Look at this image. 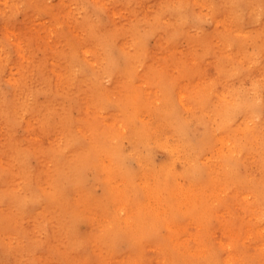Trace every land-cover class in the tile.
Returning <instances> with one entry per match:
<instances>
[{
    "label": "bare ground",
    "instance_id": "bare-ground-1",
    "mask_svg": "<svg viewBox=\"0 0 264 264\" xmlns=\"http://www.w3.org/2000/svg\"><path fill=\"white\" fill-rule=\"evenodd\" d=\"M92 2L62 0L49 6L46 0H3L0 5V13L18 11L27 19L21 26L9 14L3 18L7 27L16 30L19 48L23 46L22 30L36 28L34 33L39 34L28 45L29 52L21 54L16 74H6L0 50V264H54L53 257L61 264H241L248 259V245L263 254L256 252L263 257L257 264H262L264 0ZM4 5L7 7H1ZM42 9L53 14L62 10L70 37L57 31L54 21L42 19L36 24ZM209 18L216 24L205 32L199 22ZM178 36L190 42L188 69L195 71L200 82L212 70L210 78L217 88L214 98L221 100L219 106L212 102V114L203 107L195 113L192 106L201 95L182 91L186 84L180 83V103L186 113H195L190 118L169 97L164 100L167 114L163 115L173 122L180 139L179 146H160L168 147L172 155L189 157L187 172L196 183L192 181L189 187L180 185L173 170L177 157L160 168L132 172L129 166V170L125 168L123 147L125 138L140 139L135 145L151 138L153 124L146 113L152 110L153 97L162 95L149 84L157 73L162 75L156 69L171 74L175 64L186 59L179 55L186 52L173 46ZM150 37L162 50L148 48ZM42 48L45 56L38 57L37 50ZM176 53L179 57L173 59ZM131 78L137 80L135 88L142 89V95L132 91ZM120 110L128 120L131 114L132 119L144 115L129 136L122 130ZM190 122L207 129L200 140H190L193 137L189 138L186 129ZM18 128L25 130L24 137H19ZM212 140L221 144L219 160L202 158ZM156 142L162 144L161 133ZM147 158L142 161L148 162ZM212 158L224 167L223 174L212 175L213 169L206 164ZM31 159L36 160V167ZM255 165H260V176L251 172ZM113 166L129 182L131 193L124 196L130 199L134 195L136 206L141 205L143 186L139 183L134 191L133 186L150 171L152 181L144 185L148 195L143 196L149 200L145 209L150 216L142 220V210L135 211L125 202L128 200L121 199L119 215L112 217L116 223L100 232L94 214L97 210L112 216L103 208L116 187L110 176L100 175L107 199L93 197L84 185V176L92 169L109 172ZM68 190H72V199ZM226 191L228 197L220 198ZM239 206L247 213L242 224L227 216L229 208ZM212 216L217 218L213 226ZM81 221L88 224L84 237L78 234ZM188 230L190 241L180 233ZM254 235L255 239L260 236L261 245L249 242ZM121 241L129 243L124 254H120Z\"/></svg>",
    "mask_w": 264,
    "mask_h": 264
},
{
    "label": "rangeland",
    "instance_id": "rangeland-1",
    "mask_svg": "<svg viewBox=\"0 0 264 264\" xmlns=\"http://www.w3.org/2000/svg\"><path fill=\"white\" fill-rule=\"evenodd\" d=\"M60 1H62V0H46V2L49 3V6H56L57 4L60 3ZM87 1H91V2L93 1L94 4L96 5L98 3V1H101V0H87ZM10 2H8V3H10ZM210 2L212 3V0H210ZM215 2H217V1H215ZM1 3H3V0H0V5H1ZM10 4H9V6H10ZM1 7H7V5L1 6ZM204 12H207V8L204 9ZM40 13L41 14L39 15V17H36V21H35L36 24L41 23L43 21L42 19L46 20L45 21L46 23H50L51 21H54L57 31L59 30V32H61L65 37H70L71 33L69 32V29H67L66 23L64 22L65 18L63 17L64 13L62 12V10L58 11V13L53 14V13H49V12L45 13V10L42 9L40 11ZM6 14L11 15L14 19V22L18 23L17 25H21V26L24 25V23L27 21V19L23 13H20L18 11L17 12L15 11L13 14H10V10H8L5 14L0 13V50L2 49L1 54H4V55H2L3 59H4L3 61L5 63V69L4 70H6V74L8 75V74H10V71H12L13 74H16L17 69H18V61H19V58L21 57V54H24V53L27 54L29 52L28 45L30 46L31 44H33L35 42L34 37L38 36L39 34L34 33V31L36 29V28H34L35 26H32V28H34V29H28V28L24 29L23 27H21L24 29V30H22L23 31V40H22L23 46L21 48H19V46H18L19 36H18V34H16V30H14L13 27H10V28L7 27L3 23V18L6 17ZM104 21H107L106 13L104 15ZM199 24H200L201 30L203 29V31L209 32L210 30H212L211 27H213L214 24H216V23L212 19L209 18L208 20H202L201 22H199ZM6 28H8V29H6ZM163 28H164V26H163ZM39 33H41L40 35L44 34L43 32H39ZM177 34H178L177 31L174 33L172 32V37L174 35H177ZM42 42H46V41L43 39ZM49 43H50V40H49ZM147 45H148V48L151 50H158V49L162 50V49H160L159 46H157L156 41L153 37H150L147 39ZM173 46L178 47L179 50L185 51L186 53H182L179 55L180 56L184 55V58H186V59L181 61L180 64H175V66H174L175 70L171 74L168 73L167 70L161 71V69H156L157 72H159L162 75H159L157 73V75H155L157 79L153 78V80L151 81V83L149 85L151 87L150 88L151 90L156 89V91H160L162 98L161 97H157V98L153 97V101L150 102V107L152 110L151 111L146 110L147 112H149V113H146L147 117L149 118L148 120L153 124L149 130L151 133L149 137H151V138L149 140H147L146 142L142 143L141 145H135L140 140V139H136V137L133 138L132 141L127 139V138L124 139L123 147H124V152L126 153L125 168L128 169V166H129V169L131 168L130 170L128 169L129 171L139 173L143 168L147 169L149 166H150V168H160L161 166H163L164 164L169 162L170 158L177 157V159L174 158L175 161H174L173 170L176 173V175L178 176V182L180 183V185H182L184 187H186V186L189 187V185H191L192 181H193V184L196 185L193 178H191V176L187 172L188 168H189V166H188L189 157H185L181 153H179L178 155H172L170 153V151L167 150L168 147L164 148V147L160 146V145H162V146H169V145L179 146V145H177V143H178V140L180 139V135L173 131V127H174L172 125L173 122H169L167 116L163 115V114H167L163 110V107L166 104L165 101L169 97L172 100L171 101L172 104L173 105L176 104L175 106H177L178 110L179 111L181 110L182 113L184 114V116L190 118V117H193V115L195 113L201 112L203 110V108H206L205 111L206 112L208 111V113L212 114V112H213L212 102L214 103V101H215V104L217 106H219L221 104V100L218 98H216V99L214 98V94H216L217 88L212 83L213 81L210 78L212 70L207 71L206 73H208L209 75H207L206 80H203L200 82L199 78L194 74L195 71L188 69L189 68L188 67L189 66L188 59L191 56V54H189V51H188V50H190L189 40L185 37H179L178 36V38L174 42ZM37 55H38V57L45 56L43 48L40 50H37ZM173 55H174V56H172L173 59H176L177 57H179V56L176 57L177 53L173 54ZM1 61H2V59H0V63H1ZM158 61H162V60L159 58ZM166 61L167 60H165L164 63H166ZM146 62H147V59H146L145 63ZM47 64L48 65L50 64V60L47 61ZM158 70H160V71H158ZM174 73L177 75V77H174L172 75ZM163 74H165V75H163ZM173 77H174V79H173ZM163 79H165L168 83H166L165 80H163ZM157 80L160 81L161 85L163 84V86H161L163 90H161V88L159 86V82ZM152 82H154L155 84L154 83L152 84ZM128 83L130 84V87H131L132 91L134 92V94L142 95L143 90L142 89L136 90V88H135V86L137 85V80H135V78H131L128 81ZM180 83L186 84V87L182 88V91L189 93V94H192V95L197 96V97H199L201 95L199 97L200 100H198V103H193L192 107H193V111H195L194 114L193 113H186L182 104L180 103V96H179V94H180L179 84ZM166 84H171V85L169 87V85L167 86ZM5 86L6 85L3 84L2 87H5ZM125 89L127 90L126 87H125ZM204 95H205V97H204ZM202 102L205 104H203ZM159 103H160V105L157 106ZM191 103H192V101H191ZM143 104H144V106H146L145 102H143ZM157 108H159V109H157ZM111 109H114V107H112ZM131 111L134 112L133 105H132ZM119 113H122L121 114L122 116L124 115V112L122 110H120ZM74 114L75 115L78 114L77 110H75ZM81 114H82V111H81V109H79V115L81 116ZM104 114H105V110H104ZM107 115H108V113H107ZM131 115H133V114H131ZM130 116H129L130 120H128L127 115H125V117L123 116L124 118H123V129L122 130L125 131L126 136H129V134H131V132L134 129L138 128V125H140V123L142 122V119L144 117V115L143 116H136L135 118L133 117V119H132ZM126 118L128 121H126ZM133 120H134V122H133ZM186 129H187L189 138H190V135L193 137L192 139H190L191 141H193L195 139L200 140L203 137V132L207 131V129H205L204 125L198 124L195 122H190V125H188V127ZM16 132L18 133L19 137H24L26 134V132L23 128H18ZM160 133L162 136V144H159L156 142V138L159 136ZM201 135H202V137H200ZM167 139H168V141H167ZM211 146L208 147L209 150L205 151L202 154V158H205V157L208 158V157L213 156L214 158L216 157L215 159H218L217 156H219V155L217 153L219 152V148L221 147V144L216 140H214V141L212 140ZM146 156L148 157L147 160L149 163L147 161H142V160H146ZM30 162L32 163V165L34 167H36V164H37L36 160L31 159ZM206 164L211 170L213 169L212 175L215 174V176H217L219 174L224 173V170L222 169L224 167L220 164L219 161L214 162L213 158H212L211 161L206 163ZM204 166L205 165H202L203 169L205 168ZM259 167H260V165H255L254 167L251 168V172H254L257 174V176H260L261 172L259 171ZM165 168H167V167H165ZM114 170H115L114 166H113L112 170H109V172L107 170H105L107 172H102V171H98L96 169H92L88 174H86L84 176V178H85L84 179L85 180L84 185L86 186L88 191H91V195L93 197L97 196L99 198L101 197V199H107V197H106L107 192L104 191V185L101 181L98 180L100 175L103 178L107 176V179L110 176L112 179V182L115 184V187H116L115 189L116 190L118 189V191L114 190V194L110 200V203L108 205L106 203H104L105 206H107V207H104V204H103V207H104L103 209L106 210V208H107V210L112 213V216H105L104 214L103 215L99 214V211H97V210H96V213L94 214L95 219L93 220V222L95 223V226L97 228L96 230H98L100 232H103L104 230L108 229L109 227H112L116 223L113 221L112 217L115 215H119L118 214V207L122 206V204L120 203L121 199L122 200H124V199L128 200L125 202H127L135 211H137L138 209H141L142 210V220L143 219L145 220L147 217L150 216V213L145 209L149 200H148V198L143 199V196L148 195L145 188H144V185H146V184L148 185L152 181L150 179V178H152L150 171H147L148 174L143 179H141L139 177V180H138V178H137V183L135 186H133V191L136 190L137 188H139V183L143 186L142 187V199L140 200L141 205L136 206L135 202L137 201V199H135L134 195H133V197H130V199H127L124 196V194L126 192H128L129 194L131 193L127 187V185H129V182L122 175L116 174L114 172ZM239 170L241 171L242 167L239 166ZM185 172H186V174H185ZM206 177H207L206 174H205V176L203 175V178H206ZM223 179L225 180L224 176H223ZM119 189H122V190H119ZM227 192L228 191L224 192L222 194L223 197H220V198L228 197ZM67 195L69 196V199H72L73 198L72 190H68ZM213 204H214L213 207H217V202H214ZM86 208L87 207H85V209ZM242 209H243L242 206H239V208H235V207H231V209L229 208L230 213L227 212L228 218L234 219V221L236 219L237 222H241V224H242L243 223L242 221H244L245 216L247 214ZM232 211L235 212V215ZM236 215H238L237 218H236ZM262 217L264 218V213L262 214ZM212 218L213 219L211 220L212 221L211 226H213L217 223V218L215 216H212ZM263 222H264V220H263ZM157 224L159 226V223H157ZM205 224H207V221ZM87 230H88L87 222L81 221L79 224V231H78L79 237H84L87 233ZM238 231H239V229L237 228V235H238ZM165 233H166L165 229H162V234L164 235ZM180 233L182 234V236H186L188 241H190L192 239V235H191L192 233H190V230H188L187 232H180ZM254 237H255V235L252 238H249V242L252 243V245L253 244L261 245L262 239L260 238V236L256 235V239ZM253 239H255V240H253ZM237 241L238 240H235L236 244L240 243L239 241L238 242ZM118 244L121 245V248L123 249L120 252V254H124L128 249L127 246H129V243L127 241H121ZM212 244H215V247H217L216 249L219 250V251L216 250L218 253H220V252L222 253V250L217 243L212 242ZM212 244H210L209 247ZM246 244H247V242H246ZM87 246L91 247V244L88 243ZM248 246H249V250L247 251V254L249 252L248 259L246 261H242L241 264H257L259 261V258L260 259L263 258L262 257L263 254L260 252L258 253L256 251V249L251 247V245H248ZM256 252L258 254H261L262 256L260 255V257H259V255ZM252 258H254V260ZM256 258H258V259H256ZM53 259H55V261H56V262H54V264H61L56 258L53 257ZM248 260H249V262H248Z\"/></svg>",
    "mask_w": 264,
    "mask_h": 264
}]
</instances>
